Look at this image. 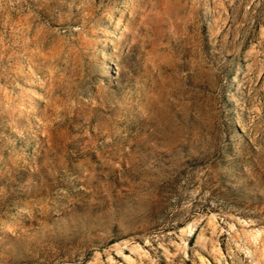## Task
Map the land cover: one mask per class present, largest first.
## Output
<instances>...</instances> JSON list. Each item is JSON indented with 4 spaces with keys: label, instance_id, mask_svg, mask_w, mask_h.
Segmentation results:
<instances>
[{
    "label": "rangeland",
    "instance_id": "rangeland-1",
    "mask_svg": "<svg viewBox=\"0 0 264 264\" xmlns=\"http://www.w3.org/2000/svg\"><path fill=\"white\" fill-rule=\"evenodd\" d=\"M0 264H264V0H0Z\"/></svg>",
    "mask_w": 264,
    "mask_h": 264
}]
</instances>
